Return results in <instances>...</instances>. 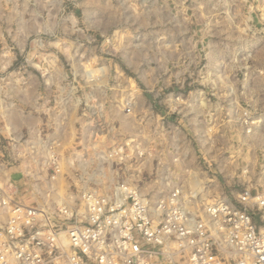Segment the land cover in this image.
I'll list each match as a JSON object with an SVG mask.
<instances>
[{"label": "rangeland", "instance_id": "obj_1", "mask_svg": "<svg viewBox=\"0 0 264 264\" xmlns=\"http://www.w3.org/2000/svg\"><path fill=\"white\" fill-rule=\"evenodd\" d=\"M261 5L264 0H0V67L7 64L20 81L9 85L0 73V186L6 175L26 189L23 164L12 158H22L15 140L26 138L30 125L40 128L65 116L76 120L63 137L59 133L65 151L82 139L80 124L88 116L99 133L112 126L105 140L135 142L127 130L139 103L160 126L158 133L151 121L143 126L140 151L147 150L148 164L171 158L166 166L177 174L186 169L191 187L201 182L232 200L233 192L249 190L255 180L228 185L226 172L232 150L257 172L264 164ZM248 6L254 8L253 31L242 35ZM14 31L27 35L24 56L12 46ZM246 97L257 110L246 117L251 140L240 146L242 137L227 124L249 110ZM125 106L130 110L122 114ZM217 140H227L228 150L209 166L203 150ZM193 156L194 164L181 165ZM251 194H259L256 187ZM254 212L256 224L263 225V212Z\"/></svg>", "mask_w": 264, "mask_h": 264}, {"label": "built area", "instance_id": "obj_2", "mask_svg": "<svg viewBox=\"0 0 264 264\" xmlns=\"http://www.w3.org/2000/svg\"><path fill=\"white\" fill-rule=\"evenodd\" d=\"M129 110L125 106L121 113ZM87 119L80 124L82 139L66 151L59 133L63 137L75 125L69 116L36 129L32 124L26 138L16 140L22 158L12 162L23 164L27 183L20 190L6 175L2 179L0 264H264V224L254 219L257 209L264 221L260 194L250 192L249 203L212 194L201 182L191 187L186 169L177 174L166 166L171 158L137 166L135 180L126 183L131 177L120 167L122 160L109 165L98 157L115 152L122 157L126 149L135 156L136 141L117 148L120 139H104L111 125L99 133ZM206 205L213 217L209 226L222 216L220 229L234 231L232 244H189L200 239L194 229L206 220Z\"/></svg>", "mask_w": 264, "mask_h": 264}, {"label": "clouds", "instance_id": "obj_3", "mask_svg": "<svg viewBox=\"0 0 264 264\" xmlns=\"http://www.w3.org/2000/svg\"><path fill=\"white\" fill-rule=\"evenodd\" d=\"M247 3V0H245V4ZM252 3H255V0H252ZM243 6V5H242ZM261 7H264V5H261ZM254 12V8L251 6H248L247 14L245 16L244 21L242 22L243 26L240 27V32L242 35H246L248 32L253 31L252 27L249 25V21L253 19L252 13ZM261 22L264 23V17L261 18ZM258 31H264V28L258 29ZM9 36L12 40V46L15 48L18 46V55L24 56L25 55V48L24 43L27 40V35H22L20 31H14L9 32ZM247 59V58H246ZM0 73H3L6 75V79L9 85L18 86L20 81L17 80V76L19 73L12 72L8 73V65L5 64L4 67H0ZM7 96L8 94L5 93ZM154 96L158 95V93L154 92ZM11 99V97H9ZM245 102L249 105L248 111H241V115L237 116L234 120L229 121L227 126L231 127L235 130L236 136L242 137L240 146H243L245 143L251 140V135L248 133V122L246 117H250L252 115V112L256 111L255 107V100L252 97H246ZM161 103H166V101H161ZM0 105H3V100L0 99ZM149 108L152 107L151 104L148 105ZM144 106L142 104L137 103L135 105V109L137 112V117L133 118V120L130 122L127 134L132 136V138L136 141V143L133 145V148L136 149L135 156H130L127 149L125 150L124 155L121 157L119 152H115L114 154H106L105 156L98 157L99 159H106L111 165L112 162H119L123 161V164L120 165L122 169L129 173L131 180H126L125 182H133L138 175L137 172V166H148V159L146 156V149L145 151H140V146L144 144V141L141 139L143 135V126L145 125L146 121H151L153 125V130L158 133L160 131V126L155 120L154 114L145 113L143 111ZM235 138V137H234ZM123 143V137L120 139L119 143H117L116 147H119V144ZM228 141L224 140L221 142L220 140H217L211 148H204V153L206 154V160L208 162V165L210 166L211 163L214 161L215 156L219 155L220 151L228 150ZM233 151V161L231 162L230 168H228V171L226 172V175L228 176V185L233 184L236 182V179H239L240 181H250L255 180V184L249 183V192L245 195H241L238 192H233L232 195L235 197L236 200L241 202H251L250 199V192L253 187H256L259 191L260 197H261V204L264 205V164L261 165L260 172H257L255 168L252 167V164L247 160L246 156H240L238 150H232ZM195 156H193V159L189 161L187 158L181 159L180 163L181 165H188V164H194L195 163ZM223 171V169H222ZM119 183V180H117V184ZM116 191H122L119 188L115 189ZM214 199H217V197H214ZM119 206V204H117ZM207 211V218L206 220L201 223L199 228L194 229L195 231H199L201 233L200 239L196 241H189L190 245H200L201 247H204L208 244V242L216 243L221 242L223 243L224 240H227L229 244H232V237L234 235V231L228 230V231H221L220 224L223 222V217L221 216L220 219L215 221L214 223L209 226V222L212 221L213 217L211 215V206L206 205ZM221 212L224 211L223 208L220 209ZM235 218V217H234ZM182 223L184 221H181ZM190 228V225H189ZM237 228H239V225H237ZM188 230V229H186ZM204 233H208L207 236L204 235ZM152 233L149 232L148 236L151 237ZM223 237V240H222ZM236 243H239L238 241ZM228 244H225V247H227ZM235 246V244H233Z\"/></svg>", "mask_w": 264, "mask_h": 264}, {"label": "bare ground", "instance_id": "obj_4", "mask_svg": "<svg viewBox=\"0 0 264 264\" xmlns=\"http://www.w3.org/2000/svg\"><path fill=\"white\" fill-rule=\"evenodd\" d=\"M16 141V140H15Z\"/></svg>", "mask_w": 264, "mask_h": 264}]
</instances>
